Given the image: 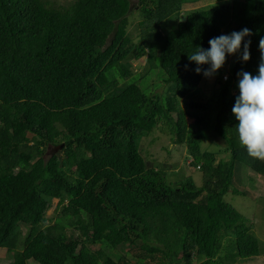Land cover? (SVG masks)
I'll return each instance as SVG.
<instances>
[{
	"label": "trees",
	"instance_id": "16d2710c",
	"mask_svg": "<svg viewBox=\"0 0 264 264\" xmlns=\"http://www.w3.org/2000/svg\"><path fill=\"white\" fill-rule=\"evenodd\" d=\"M193 1L0 0V246L9 264H235L261 254L252 219L224 197L246 193L232 186L242 163L264 178V162L237 146L232 114L237 73L258 75L264 0H214L175 19ZM133 11L142 17L135 40ZM244 28L250 59L241 62L242 43L234 61L227 57L228 78L223 66L204 94L187 55ZM144 56L135 73L132 62ZM156 125L186 145L201 185L169 181L149 165L141 143ZM208 129L226 142L224 164L200 151ZM61 143L65 160L44 157ZM54 198L58 221L38 227ZM21 224L30 230L17 245ZM69 226L80 232L62 231Z\"/></svg>",
	"mask_w": 264,
	"mask_h": 264
},
{
	"label": "rangeland",
	"instance_id": "374dc122",
	"mask_svg": "<svg viewBox=\"0 0 264 264\" xmlns=\"http://www.w3.org/2000/svg\"><path fill=\"white\" fill-rule=\"evenodd\" d=\"M56 4L59 5H67L73 0H52ZM214 0H194L193 2H185L182 5L181 12L178 17L175 19L181 20L184 19L187 11L191 9L197 8H206L210 4H212ZM135 6L137 2H134ZM142 19L138 15V12L133 11L129 14L128 18V30L131 34V37L135 40L140 32V24L139 21ZM174 19V20H175ZM173 23L172 25H174ZM171 25V26H172ZM164 26V25H163ZM162 26V27H163ZM239 54L228 56L229 59L234 61ZM146 58L142 57L138 60L132 62L131 69L135 71V73H139L144 71L146 66ZM225 67V65H224ZM226 68V67H225ZM160 70V69H159ZM150 72L147 79L151 84H156L161 81V76L158 74L160 71ZM213 78H203L201 82V91L205 93V91H209L211 88H217L218 81L216 80L220 78L221 70L218 71ZM228 72L227 68L223 71V75ZM224 77V76H223ZM153 89V86H150ZM210 88V89H208ZM165 86L160 85L158 88H154V90H159L160 92L164 91ZM151 91V90H150ZM186 122L192 123L193 118L186 116ZM151 127H149L150 129ZM153 130L149 132L148 138L144 139L141 143V151L142 154L147 158L149 165H155L156 167L162 168L164 172H166L167 180L169 181H180L184 177H191L194 183L199 186L202 184V171L196 168L195 163L187 164L189 160H193L192 156L188 154L186 151V145L173 143L171 140V135L167 134L166 130H164L160 125H156L152 127ZM208 136L205 140L201 141L199 144V148L201 152L208 151L215 153V161L214 163L219 162L220 160L224 164L225 161L230 159L229 153L226 151V142L219 136H216L212 129H208ZM236 136V133H235ZM157 137V140L152 143H149L150 139H154ZM237 146L242 149L240 142H236ZM62 147L49 145L47 147V152L44 153V157H48L52 154H59L61 158L66 159ZM243 150V149H242ZM243 157V155H242ZM245 162V161H244ZM232 186L239 190L245 191V194H233L232 192H228L225 195V200L231 203L239 212L249 216L252 219V228L250 232L257 237L261 246V254L251 258H237L235 264H264V178L255 173L252 169L246 167L243 163L241 166L235 170L234 178L232 181ZM58 199L54 198L52 200V204L50 208L46 212V220L44 223L39 224L38 227H46L52 226L56 224L58 218L60 216V209L57 207ZM62 208V207H61ZM30 229L25 225L21 224L18 227V232L12 238L13 241L20 245L22 239L26 236L27 232ZM66 232V234H70L74 231V234H78L80 231H77L73 228V226L66 227L62 230ZM89 247H99V244H89ZM124 250L131 251L128 246L124 248ZM140 250L133 249L132 253H139ZM9 253L7 252V247L0 246V264H9ZM150 260V259H146Z\"/></svg>",
	"mask_w": 264,
	"mask_h": 264
},
{
	"label": "clouds",
	"instance_id": "9594fccd",
	"mask_svg": "<svg viewBox=\"0 0 264 264\" xmlns=\"http://www.w3.org/2000/svg\"><path fill=\"white\" fill-rule=\"evenodd\" d=\"M251 35V30L244 28L228 35L211 38L208 41L207 50L197 45L195 52L187 55V58L197 65L194 69L197 74H202L205 78H213L225 65L228 56L241 53L242 43L243 51L240 60L247 62L250 59L251 40H245V37H251ZM259 50L261 62L258 75L253 76L246 71L237 73L239 96L235 99L232 114L238 121L235 127L240 145L250 158L264 162V37L259 41ZM203 65H208V67L204 69L201 67ZM187 69L188 66L185 65V70ZM223 76V80H226L229 73ZM191 162L192 159L187 164L190 165Z\"/></svg>",
	"mask_w": 264,
	"mask_h": 264
},
{
	"label": "water",
	"instance_id": "95a60500",
	"mask_svg": "<svg viewBox=\"0 0 264 264\" xmlns=\"http://www.w3.org/2000/svg\"><path fill=\"white\" fill-rule=\"evenodd\" d=\"M64 144L63 143H61L60 145H58V146H60V147H62Z\"/></svg>",
	"mask_w": 264,
	"mask_h": 264
}]
</instances>
